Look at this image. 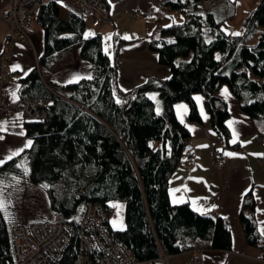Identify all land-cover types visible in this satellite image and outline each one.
<instances>
[{"label": "trees", "instance_id": "trees-1", "mask_svg": "<svg viewBox=\"0 0 264 264\" xmlns=\"http://www.w3.org/2000/svg\"><path fill=\"white\" fill-rule=\"evenodd\" d=\"M202 1L165 0L185 13L182 24L161 27L160 36L149 43L159 63L170 68V78L149 76L128 91L119 84L117 64L103 51L100 34L84 38L81 29H68L58 20L44 27V51L38 66L21 79V98L52 103L44 117L23 118L33 144L0 166V180L24 173L16 165L26 156L30 168L26 177L34 184L47 182L51 209L75 222L80 206L89 200L124 202L126 227L113 231L145 264H169L161 256L179 253L180 241L187 237L209 240L216 250H230L232 234L222 216L196 212L188 202L171 203L170 179L191 141L174 106L188 103L189 119L200 122L194 94H201L213 128L227 146L238 148L237 143L230 144L225 123L228 101L219 91L226 85L245 114L264 117V0L245 18L241 35L224 32L226 16L231 19L235 13L230 9L234 0H220L218 11L203 9V17L197 11ZM206 30L214 37L210 43L205 41ZM257 32V41L250 42ZM170 37L173 43H168ZM76 47L92 79L82 76L59 84L51 77L54 65ZM113 88L123 103L115 102ZM147 92L158 93L159 115ZM155 140L159 145L150 146L148 142ZM240 219L246 240L260 246L254 198L245 199ZM11 223L13 219L9 222L0 211V264L13 260Z\"/></svg>", "mask_w": 264, "mask_h": 264}, {"label": "crops", "instance_id": "crops-1", "mask_svg": "<svg viewBox=\"0 0 264 264\" xmlns=\"http://www.w3.org/2000/svg\"><path fill=\"white\" fill-rule=\"evenodd\" d=\"M103 1L111 17L97 26L92 24L86 10L65 0L63 3L52 0L37 7L31 17L33 46L21 42H15L12 45L8 66L9 76L4 79L3 84L6 99L9 101L18 100L13 99L12 91H16L19 99L21 98L23 88L21 79L30 72L28 69H33L35 65L38 66L39 56L44 51V27L56 20L63 23L68 29L78 27L83 32L90 29L96 34H100L103 46L104 36L112 34L110 40L107 41L111 45L110 50L113 53L110 58L117 64L119 84L124 89L134 87L149 76L162 78L170 76V68L159 63L157 52L149 48V43L153 38L160 36L161 27L173 23L172 17H175L177 21L184 20V11L174 7L171 3H165V0ZM7 9L8 0H5L4 3L0 2V10L6 11ZM134 11H139V16H134ZM197 11L204 12L200 6ZM94 28L96 29L93 30ZM224 28L229 29L228 33H233L227 21ZM10 32L11 24L0 18V54L6 47ZM125 33L129 34L131 39H125ZM74 51L80 57L77 47ZM80 59L82 58L80 57ZM16 64L21 67L13 68V65ZM83 73H89V69L84 70ZM51 75L53 80L59 84H65L64 81H67L59 80L57 71H52ZM228 90L231 96L227 100L230 109L227 120L235 118L232 127L238 133V137L235 138L238 148L227 146L223 137L213 128L203 100L200 103L208 114V119L205 120L201 116L200 122L189 119V104L182 102L188 105V111L183 117L184 123L195 127L189 129L191 132L190 144L186 148L187 151H184L180 165L171 176L169 188L179 189L176 193L177 197L181 195L201 197L198 203L205 207L209 204L218 205L216 208H211L207 214L220 215L225 219L232 234V248L216 250L211 248L209 240L187 237L180 241L182 250L179 253L167 255L169 264H264V233L260 231L264 227V211L260 210L264 209V155H256L264 153V117L252 119L245 114L240 109L236 97L229 88ZM219 92L221 94V89ZM157 97L159 99V96ZM197 106L199 108L198 104ZM175 111L177 114L176 108ZM17 113L20 112L0 115V120L15 121L17 125L15 129H12L9 124L8 132H0V135L4 137V139H0V158L7 155L9 150L23 147L29 138L26 134L24 136L18 134L21 131V124L25 130V120L23 117H17ZM210 129L211 131H209ZM229 131L231 134L229 141L233 145L232 128H229ZM241 141H247V143H241ZM201 145H206V147H201ZM214 149L221 150L227 159L226 164L221 168L216 165ZM227 152L240 153L241 155L228 156ZM194 177L203 179H193ZM12 179L13 177L10 179L5 177L1 180L10 183ZM182 184L187 185L189 190L180 188ZM169 195L171 199V194L169 193ZM204 197L208 199L205 200ZM247 197H252L255 200V219L261 238L260 246L252 245L246 240L242 227L240 213ZM119 202L123 208L112 205L115 211L110 218L109 225L113 230H120V228L113 227L111 223L112 219L118 215L123 217L125 225V203ZM184 202L191 205L189 200Z\"/></svg>", "mask_w": 264, "mask_h": 264}, {"label": "built area", "instance_id": "built-area-1", "mask_svg": "<svg viewBox=\"0 0 264 264\" xmlns=\"http://www.w3.org/2000/svg\"><path fill=\"white\" fill-rule=\"evenodd\" d=\"M52 0H8V9L0 10V18L11 24V32L0 54V115L20 112L25 120L46 115L49 102L42 98L6 99L4 79L9 76V56L15 42L33 46L31 17L37 7ZM89 13L94 26L110 19L111 14L103 0H65ZM4 3L5 0H0ZM134 11V16H139ZM220 168L227 159L221 150H213ZM115 209L112 205L89 200L77 221L57 213L51 220L9 225L13 260L7 264H145L140 261L109 225ZM162 255L161 259H166Z\"/></svg>", "mask_w": 264, "mask_h": 264}, {"label": "snow or ice", "instance_id": "snow-or-ice-1", "mask_svg": "<svg viewBox=\"0 0 264 264\" xmlns=\"http://www.w3.org/2000/svg\"><path fill=\"white\" fill-rule=\"evenodd\" d=\"M58 2L63 3V0H58ZM200 16H205V13L202 11L199 13ZM172 22L174 24H182L183 20H179L177 21L175 19V17H172ZM163 27H170V25H164ZM229 29L224 28V32H228ZM64 35H68V36H72V33H66ZM83 37L84 38H88L89 36H95L96 33L92 30H85L83 32ZM232 35H241L240 32H233ZM112 34L109 33L107 35L104 36V46H103V51L106 53V55L108 57H112L113 53L110 50L111 45L109 43H107V41L110 40ZM125 39H131V36H129V34L125 33L124 34ZM214 39V37H210L207 35V30L205 31V41L207 42H211ZM174 42V38H168V43H173ZM128 47H130L131 45H127ZM158 55V54H157ZM225 55H227V53H225ZM215 59L220 60L221 56L220 53H216L215 55ZM175 63L179 64L180 61L177 60ZM21 66L19 64L13 65V68H20ZM89 67H91V65H89ZM28 71H31V69H28ZM82 76H86L88 79H92V74L89 73H74L69 80L64 81L65 83H69V82H74V81H78L81 79ZM170 77H164V79H169ZM153 83H159V81H153ZM121 88H123V86L121 85ZM124 91H128V89H123ZM12 97L13 99H19V97L17 96L16 91H12ZM221 94L223 95V98L225 100H228V98L231 96V93L229 92L227 86H223L221 88ZM113 97L115 98V102L117 104H121L124 101L120 98V96H118L116 94L115 88H113V92H112ZM146 96L150 97L154 102H155V112L157 115H159L162 112V108H161V102L160 100L157 99L158 93L156 92H147L145 93ZM245 95L247 96L248 93H245ZM135 98V97H133ZM194 100L196 101V103L199 105V109H200V114L203 117V119L207 120L208 119V114L204 111L203 105L202 103H200L203 100V97L199 94H194ZM249 103L251 101H248ZM49 103H52V101H49ZM177 110V116L180 118L181 123H184V115L187 113L188 111V105L184 104V103H178L174 106ZM230 110V109H229ZM17 117H22L23 114L22 113H17L16 114ZM70 119V118H69ZM235 118L229 119L227 121H225V123L228 125L229 128H232V132H233V143L236 142V137H238V133H236L235 129L232 127L233 123H234ZM9 124H11V128L15 129L17 127L15 121L9 122L8 120H0V132H8L9 131ZM187 127L191 130L193 129L195 126L194 125H187ZM21 131L18 133L21 136H24L26 134L25 130H23V125H20ZM211 131V129L209 130ZM0 139H4V137L2 135H0ZM149 145L151 146V141L148 142ZM241 143H247V141H241ZM33 144V140L31 138H28L26 140V142L24 143L23 147H18L15 150H9L8 154L3 156L2 158H0V166L5 165V163L7 161H10L13 157L18 156L19 153H21L24 148L30 147ZM170 144H169V154H170ZM201 147H206V145H201ZM187 151V149L185 150ZM228 156H239L241 155L240 153H235V152H227L226 153ZM256 155H264V153H258ZM17 167L21 168L24 172L25 177L27 176L28 172L30 171V168L28 167V163H27V157L25 156L23 159L19 160L18 164L16 165ZM9 175H12L11 173H9ZM23 177L21 176H13V180L12 182H19ZM193 179H200L202 180V177H194ZM5 184L4 180H0V186H3ZM41 188L47 189L48 187H50V185L45 182L43 184L40 185ZM180 188L185 189L186 191H188L189 189L187 188V185L182 184L180 185ZM177 191H179V189L177 188H169V193L171 194V203L172 204H178V203H183L185 200H189L191 201V205L193 207V209L196 212L199 213H203V214H207L209 213L211 208H216L218 207V205L216 204H209L207 207H205L203 204H199L198 201L201 199V197L199 196H191V197H185L183 195H181L180 197H177L176 193ZM245 191H247V189H245ZM203 199L207 200V197H204ZM257 199H259V197H257ZM12 201L9 200H5L4 196L2 193H0V211H3L4 214V218L6 220H9V222H11V213L8 211V207L7 205L11 204ZM109 204L114 205L118 208H123V205L119 202V201H108ZM83 205L80 206L81 211L83 210ZM261 211H264V209H260ZM69 219H72V217H70ZM75 219H79V217H76ZM113 227L115 228H120L123 229L124 227H126V225H124L123 223V217L122 216H117L114 217L111 221ZM261 233H264V227H262L260 229Z\"/></svg>", "mask_w": 264, "mask_h": 264}, {"label": "rangeland", "instance_id": "rangeland-1", "mask_svg": "<svg viewBox=\"0 0 264 264\" xmlns=\"http://www.w3.org/2000/svg\"><path fill=\"white\" fill-rule=\"evenodd\" d=\"M260 0H234V4L230 5V9H234L235 14L230 19L226 16L227 24L233 32H242V25L247 15L258 5ZM220 0H203L200 4L202 9H215L218 11L217 3ZM224 14V12L222 13ZM94 28L93 30H95ZM259 32H257L250 42H256ZM190 54L187 58H191ZM79 68V72L77 71ZM88 70V65L83 59H80L74 49L65 51L54 65L53 72H58L59 80H69L74 73H82ZM158 99V97H157ZM160 100V98L158 99ZM161 106V105H160ZM160 141H153L154 146L159 145ZM224 166V165H223ZM222 166V167H223ZM221 168V167H220ZM19 176L23 177L19 182L9 183L5 181L0 186V193L3 194L5 200H11L12 203L7 205L8 211L11 213V219L15 222L29 223L43 220H51L55 213L51 209L46 190L41 188V184H34L24 173ZM167 256V255H166ZM162 257V256H161ZM167 261V258L165 259Z\"/></svg>", "mask_w": 264, "mask_h": 264}]
</instances>
